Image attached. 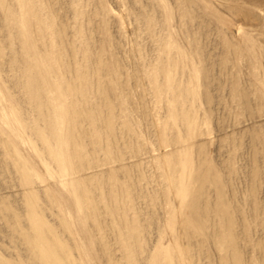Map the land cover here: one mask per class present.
Wrapping results in <instances>:
<instances>
[{
  "label": "rangeland",
  "instance_id": "rangeland-1",
  "mask_svg": "<svg viewBox=\"0 0 264 264\" xmlns=\"http://www.w3.org/2000/svg\"><path fill=\"white\" fill-rule=\"evenodd\" d=\"M34 1L37 3L36 8L28 11L18 9L27 14L28 19L24 17L25 21L28 20L27 37L32 45L41 46L43 50L53 48L54 55L57 56L53 59L60 60V62L55 60L57 64L51 63L56 68L58 66L54 71L55 75L52 74L55 80L51 76V84L54 85L60 77H67L64 79L66 84L69 82L68 87L71 85L69 87L71 93L67 94L66 102H69V105L71 102L73 107H77L78 114H81L77 123L80 127L77 126V129L81 131L89 129L88 133L93 134V139L90 135L91 144L88 142L90 138L87 139L89 135L85 138L88 142L85 147L86 152L91 150L92 141L96 138L93 131L95 123L97 122V126L99 125L102 133L107 136L106 131L110 128L108 120L112 116L117 125L125 121H132L137 127L139 124L141 128L138 127V130L140 133L143 132V137L136 140L132 138L120 152L119 149H116L117 152L115 149L111 150V156L110 153H106L107 149L105 151L100 149V155L98 152V155L92 156L93 158L90 156L81 160L74 159V174L71 172L69 177H60V182H57L55 176L61 172V169L56 165H50L49 162L45 164L39 159L32 148V142L38 146L41 144L40 141L38 142L35 136L32 137L31 132L25 131L20 121L15 120V117L23 116L22 105H18L23 101L18 102L19 98L20 100H24V96L28 98L26 93L28 89L19 83L18 77H23L22 81L27 82L30 73L25 66L26 63L20 61L14 65L13 60L19 55L25 59L21 58V60L29 61L31 64L42 62L44 59L34 55L37 49L27 47L18 40L15 28L18 24L16 26L15 22L12 23L15 26L13 28L7 20V14L10 16L11 13L9 4L11 8H19V5L17 0H5L6 6L0 8V264H112L114 261L113 264H132L127 260L121 244L122 240L133 241L132 234L139 237V246L134 256L142 262L154 255L156 262H164L162 257L164 252L174 257L182 251L186 256L185 262L177 260L176 263L264 264V95L262 94L264 93V0H47L50 6L55 3L57 9L44 4L47 3L46 0L43 3L42 0ZM47 7L50 15L46 10ZM36 10H39L45 21H49L52 17L48 23H53L52 26L56 31L53 27L49 28L50 31L53 29L51 32L54 31L51 33L49 29H45V22H38L33 18L32 14H35ZM12 18L10 17V20ZM9 44L12 48L20 47V49L12 50ZM167 46H170L173 52L169 51ZM68 48L75 51L71 53V49L69 51ZM59 51L62 53H58ZM57 53L63 56L58 57ZM73 58H76L75 61ZM53 59L49 60L53 62ZM66 60L72 64L73 69L67 66L71 64ZM88 65L94 70L88 69ZM59 66L62 67L63 72L67 69L66 75L59 70ZM162 68L172 69L177 73L176 84L182 88L192 87L193 92L196 91L198 95L194 97L195 100L192 101L193 97L190 98L191 100L184 99L180 104L184 109L183 105L187 104L188 107L189 101L191 103L195 101L193 108L190 106L184 109L191 111L192 108V111L188 112L191 113V118H195L196 125L192 131L194 134L180 144L183 149L179 145L174 148L164 144V140H169L172 144V139H175L173 142L175 144L178 138H175V135L184 133L185 127L182 124L170 127L166 135L160 130L170 119L168 109L173 102H171L173 91L168 93L163 88L167 83L164 84L162 80H166L167 76L163 71L161 72ZM82 69H85L86 74ZM152 69L157 72L159 83L163 84L165 97L172 92V96H167L170 104L164 98V94L160 100L154 93L147 74V71ZM67 71L72 78L67 76L70 75ZM82 77L87 79L84 80ZM78 78L84 83L79 82ZM87 80L89 82H86ZM103 80L104 82L107 80L105 84ZM193 81L195 84L192 83ZM14 82L17 84L14 85ZM74 82L76 84L79 82V88L74 85V89L81 88L79 91L73 89ZM99 82L102 84H98ZM109 82L114 92L109 87ZM190 82L192 85H189ZM86 84H91V88L89 85L88 88H84L83 85ZM106 87L109 90H106ZM83 88L90 90L85 92ZM34 90H38V87ZM23 91L25 94L22 93ZM107 91L112 95L110 96L111 93ZM243 93L246 94L244 96L247 104L241 99ZM78 95L83 97L79 96V98ZM108 95L110 97H107ZM39 100L46 102L41 95ZM76 101L81 103L78 104ZM99 103L104 105L103 108ZM98 104L99 110L96 106ZM118 104L120 108H117ZM29 108L33 109L26 104L25 109ZM33 112L31 111L34 116L32 122L41 126L42 132L48 137L46 121L35 116L36 113ZM92 113H94L93 117H96L94 124H92ZM144 113L145 115L148 113L149 116L143 115ZM153 115H158L157 120ZM163 116L166 117L163 119ZM86 125L91 128L85 129ZM82 126L84 129L81 128ZM143 126H146L145 129ZM155 130L158 135L151 133ZM64 132L66 133V130ZM161 148H165L164 153ZM121 152L125 155H119ZM168 153H172V157ZM108 156L113 159H109ZM183 162L190 163L194 174L196 170L203 172L205 170L204 173L208 174L204 184L199 180L194 182L190 175L194 189L192 197L187 200L179 197L175 182L181 177L179 172L182 170ZM200 164L198 168L197 165ZM21 165L33 170L34 179L39 182L38 184L33 187L25 185V175L20 172ZM71 179L75 180L77 185L69 184ZM61 180H65L67 184ZM78 188H80L81 205L89 202L96 209L97 207L100 209L98 214L102 217L96 214L98 217L92 219L91 223L94 225L98 221L103 222L106 227L103 231L95 228L97 231L94 229L92 234H88L84 224L81 223L76 196ZM128 188L135 195L131 202L125 199ZM112 190L117 194L116 196L113 193L116 198L111 197ZM220 190L226 196L220 193ZM205 194L208 195L207 198ZM214 195L216 196L213 199ZM216 198L218 202L215 201ZM212 199L216 203H213ZM206 202L208 206L205 205ZM217 204L219 207H216ZM194 210L198 211L196 215ZM107 211L115 212L112 213L115 217L113 218ZM104 212L110 216L106 217ZM209 212L211 216L207 215ZM224 214L227 215L226 220ZM36 222H44L49 227L45 248H51L52 252L46 255L48 263L39 260L38 251L24 239V234L30 231L31 224ZM131 222L135 224V230ZM229 242L232 246H236L231 247ZM105 246L111 248L109 250L111 253L105 252ZM101 257L105 259L103 258L102 261Z\"/></svg>",
  "mask_w": 264,
  "mask_h": 264
},
{
  "label": "bare ground",
  "instance_id": "bare-ground-1",
  "mask_svg": "<svg viewBox=\"0 0 264 264\" xmlns=\"http://www.w3.org/2000/svg\"><path fill=\"white\" fill-rule=\"evenodd\" d=\"M43 1L44 0H42V3H43ZM35 1L34 0H17V5H19V8H11V5L9 4V10H11V13H10V16H9V14H7V20H9L10 21V25L12 24V23H16V26H17V24H18V26L17 27H15V26H13V24H12V26H13V28L15 27L16 28V36L19 38L18 40H20L21 42L20 43H22V44H24V45H26L27 47H30V48H32V49H34V50H36V52L34 53V55H37V56H41L44 60L42 61V62H35V63H33V64H31L29 61L28 62H26V61H23V60H25V59H23L20 55L19 56H17V57H15V59L16 60H13V62H15V64L14 65H17L16 63H20V61L23 63V64H25V66H27V69L29 70V73H30V78H29V80L26 82V81H22V79L21 78H23V77H21V78H19L18 76V79H19V83L21 84V85H23L24 87H26L28 90H26V88L24 89V90H26V93H28V98H27V96L25 97L24 96V100H20V98H19V101L18 102H22L21 104H19L18 103V105H22L21 107H22V109H23V116L21 117V118H19V117H15V120L16 121H20L21 123H22V127H24V130L25 131H28V132H31L32 134V137L33 136H35L36 137V139L38 140V142L40 141V143L41 144H39L38 146L34 143V142H32V148L35 150V152H36V154L38 155V157H39V159L43 162V163H45V164H48V162H49V164L51 165H56V166H58L60 169H61V172H59V174H57L55 177H56V179H57V182H60V177H69L71 174V172H73V174H74V168H73V166L75 165V161H74V159H77V160H81V159H84L85 157H92V156H96V154L99 152V150L101 149V150H103V151H105L106 149L108 150V152H106V153H110V156L112 155L111 153L112 152H110L111 150H118L119 149V152H120V150L122 151V149H123V147H126V143H129V141L133 138V139H139V138H141V137H143V132L142 133H140L139 132V130H138V127H140V125L138 124V127L137 126H135V124H132V121H128V122H126L125 121V123H123V124H119V125H117L116 123H115V119L113 118V114H111V116L112 117H110L109 118V120H108V125L110 126V128L109 129H107V131H106V133H108L107 134V136H105L103 133H102V130H101V128L100 127H98L97 126V122L95 123V128H93L94 130V132H95V139H94V141H92V148H91V150H90V148L88 149V150H90V151H87L86 152V150H85V147H87V143L88 142H90V144H91V138H90V135L91 134H89V133H91V132H89L88 133V131H89V129H88V131H81V129L79 130V129H77V126H79V124H77L78 123V120H79V118H81V114H78V112H77V107L75 106V107H73L71 104V102H70V105H69V102L67 103L66 101V97H67V94L68 93H71L70 92V90H71V88L69 89V87L71 86H69L68 87V83L66 84L65 83V81H66V79H64L65 77H63V78H59V80H57V82L54 84V85H52L51 84V79L53 78H55V74H54V71H55V69H58V66H57V68H56V66H53L54 64H51V63H58V62H56L55 60H57V61H59L60 62V60H58V59H53V57H55L56 55H54L55 54V52H54V50H52V49H42V48H40V47H38V45H32V43L29 41V39H28V37H27V31H26V22L28 21H25L26 20V18H27V14L25 15L23 12L24 11H22V10H18V9H26L27 11L29 10V9H34V8H36V6H37V3H34ZM46 2L47 3H44V4H47V6L49 7L50 6V4H49V1H47L46 0ZM54 2V1H53ZM51 3V2H50ZM39 4V3H38ZM40 4H41V1H40ZM43 4V5H44ZM49 4V5H48ZM55 4V3H54ZM54 4L52 5V3H51V5L52 6H50V8H52L53 6H54ZM42 5V4H41ZM6 6V4H5V0H0V8L1 7H5ZM21 6V7H20ZM42 7V6H41ZM47 7V8H48ZM3 8H2V10H3ZM39 8V7H38ZM53 8H55V6L53 7ZM55 9H57V8H55ZM45 10V9H44ZM46 10H48L49 11V8L48 9H46ZM51 10H53L54 11V9H51ZM27 11H25L26 13H27ZM34 11V10H33ZM41 12V11H40ZM35 14H32L33 15V18H35V19H37L38 20V22L40 21V22H45L46 23V28H45V26L43 27V28H45L46 30L47 29H51L53 26H52V24L51 23H48L51 19H52V17H51V19L49 20V21H45L44 19H43V16L39 13V10H36V12H34ZM52 13V12H51ZM48 14V13H47ZM31 15V16H32ZM49 15H50V11H49ZM52 16L54 15V14H51ZM149 15H151V14H149ZM4 16V15H3ZM28 16H29V13H28ZM152 16V15H151ZM150 16V18H153V17H151ZM10 17H13L12 18V20H10ZM24 17H26V18H24ZM53 17H55V15L53 16ZM6 18V17H5ZM28 19V18H27ZM148 19H149V17H148ZM145 20V19H144ZM5 21H6V19H5ZM56 21V20H55ZM146 21V20H145ZM150 21H152V19H150ZM149 21V22H150ZM156 21V20H155ZM52 22V21H51ZM14 23V24H15ZM144 23H146V22H144ZM148 25H150V23H147ZM42 25V24H41ZM57 25H59V23L57 24ZM38 26V25H37ZM28 27V26H27ZM149 27V26H148ZM147 27V28H148ZM151 27V26H150ZM149 27V28H150ZM38 28V27H37ZM54 28V27H53ZM57 28V27H56ZM152 28V27H151ZM50 29H49V31H50ZM58 29V28H57ZM14 30V29H13ZM36 30V29H35ZM34 29H33V31H35ZM39 30V29H38ZM43 30V29H42ZM53 30V29H52ZM51 30V31H52ZM78 30V29H77ZM15 31V30H14ZM50 31V32H51ZM54 31H56L55 30V28H54ZM53 31V32H54ZM62 32H63V30H61ZM79 31V30H78ZM45 32V31H44ZM50 32H49V34H50ZM53 32H51V33H53ZM59 32V31H58ZM155 32V31H154ZM153 32V33H154ZM35 33V32H34ZM80 33V32H79ZM36 34V33H35ZM45 34H46V32H45ZM45 34H43L44 36H45ZM48 34V35H49ZM59 34H61V32L59 33ZM76 34H77V32H76ZM47 35V34H46ZM53 35V34H52ZM32 36V35H31ZM39 36V34L37 35V37ZM50 36V35H49ZM61 36V35H60ZM54 37V36H53ZM6 38V37H5ZM44 39V38H43ZM15 41H17L16 39H15ZM64 41V40H63ZM66 41V40H65ZM68 41V40H67ZM69 42V41H68ZM2 43H4L5 44V42H2ZM65 43V42H64ZM162 43V42H161ZM17 44V43H16ZM19 44V43H18ZM67 44V43H66ZM8 45V44H7ZM20 45V44H19ZM60 45V44H59ZM163 46V44H160V46ZM17 46V45H16ZM68 46V45H67ZM9 47H10V49L12 48V46H10V44H9ZM168 47V46H167ZM170 47V46H169ZM168 47V48H169ZM15 48V47H14ZM14 48H12V50L14 49ZM57 48V47H56ZM15 49H20V47H18V48H15ZM59 50H60V48H58ZM57 49V50H58ZM69 49V48H68ZM71 49V48H70ZM70 49H69V51H70ZM168 50V49H167ZM72 51H75V50H73V49H71V53H72ZM77 51V50H76ZM169 51H171V48H169ZM11 52V51H10ZM18 52V51H17ZM20 53H22V51H19ZM171 52H173V51H171ZM25 53V52H24ZM58 53H62V52H58ZM57 53V54H58ZM71 53H70V55H71ZM75 53H77V52H75ZM166 53H168V51L166 52ZM16 54V53H15ZM74 54V53H73ZM169 54H170V52H169ZM189 53H187V55H188ZM54 55V56H53ZM61 55V54H60ZM59 54H58V57L60 56ZM75 55H77V54H75ZM177 55V54H176ZM63 56V54L61 55V57ZM74 55H72V57H73ZM179 56V55H178ZM57 57V56H56ZM71 57V56H70ZM75 57H78V56H75ZM176 57V56H175ZM21 58L23 59V60H21ZM24 58H26V56H24ZM176 58H178V57H176ZM49 59H53V62H51V60H49ZM62 60H63V58H61ZM74 59H76V58H73V60ZM175 59V58H174ZM169 60V59H168ZM48 61H49V63H48ZM55 61V62H54ZM66 61H68V60H66ZM75 61V60H74ZM175 61V60H174ZM176 61H178V60H176ZM64 62V61H63ZM69 62V61H68ZM67 62V64H69ZM72 62V61H71ZM164 63H165V61H163ZM74 63V62H73ZM77 63V62H76ZM163 63V64H164ZM167 63V62H166ZM179 63V62H178ZM178 63H176V64H178ZM55 64V65H56ZM61 64V63H60ZM71 64V63H70ZM75 64V63H74ZM103 64V63H102ZM20 65H22V64H20ZM62 65H65V64H62ZM61 65V66H62ZM90 65V64H89ZM89 65H88V69H91L90 67H89ZM168 65V64H167ZM22 66H24V65H22ZM61 66H59V70L60 71H62L61 70ZM67 66H72V64L71 65H67ZM92 66H94V65H92ZM149 66H150V64H149ZM148 66V67H149ZM169 66H170V63H169ZM172 66H174V64L172 65ZM181 66V63L179 64V67ZM185 66V65H184ZM14 67H17V66H14ZM70 67L68 68V69H70ZM78 67V66H77ZM103 67H105V66H103ZM102 67V68H103ZM147 67V66H146ZM79 68V67H78ZM78 68H76V70H78ZM151 68V67H150ZM149 68V69H150ZM154 68V67H153ZM173 68V67H172ZM187 68V67H186ZM18 69V68H17ZM64 69V68H63ZM71 69H73L72 67H71ZM95 69H96V67H95ZM163 69V68H162ZM58 70V71H59ZM65 70H67V69H64V72L63 73H65ZM85 70V69H84ZM84 70L82 69V71L84 72ZM92 70H94V69H91V71ZM148 70V69H147ZM154 69H152V71H150L149 70V72L147 71V74H148V78H149V81H150V83L152 84V86H153V91H154V93L156 94V96L157 97H159V99L161 100V97H162V94H164L163 93V88L169 93V91H173V96L171 95L172 94V92H171V102H172V104L170 105L171 106V108L170 109H168V114L170 115V119L167 121V124H164L165 122H163V124L164 125H162L163 127H161V129L160 130H162V133H163V135H166V133H167V131L168 130H170L169 128L170 127H175V125H183L184 127H185V130H184V133L183 134H178V136H176L175 135V138L176 137H178L177 139H176V141H175V144H173V142H174V140L175 139H172L173 141H172V144H171V141H169V140H164V144H166L167 145V147L169 146H173L174 148H175V146H177L178 147V145H179V147L181 148V149H183L182 148V146L180 145V144H183V142L184 141H186L190 136H192V134H194V133H192V131H194V127H195V125H196V120H195V118H191V113H189L188 111H190V110H188V111H186V110H184L185 108H188V107H192V106H194V103H195V101L194 102H192L193 103V105H191L192 103L189 101H186V103L188 102V104L190 103V105H188V107H186V105L187 104H185V105H183V106H185L184 107V109H182V105H180L182 102H183V100L185 99V100H187L188 98L190 99V98H192V101H193V99H194V97L195 96H197L198 97V95H196V91H194L193 92V88L191 89V88H187V87H179L176 83L177 82H175V79H177L176 77H175V74L177 75V73H174L173 71H172V69L170 70H166V69H163V70H161V72L163 71V74L165 73V75L167 76V77H165V79L167 80H162V78H161V80H162V82L165 84V83H167V84H165L164 86L165 87H163L162 88V86H163V84L161 85L160 83H159V80H158V75H157V72L156 71H153ZM184 70H186V69H184ZM197 70H199L200 71V69H198L197 68ZM197 70L196 71H194L195 72V74H196V72H197ZM69 71V70H68ZM67 71V72H68ZM87 71V70H86ZM145 71V70H144ZM144 71H143V74H144ZM70 72V71H69ZM68 72V73H69ZM71 72H72V70H71ZM73 72H74V70H73ZM187 72V71H186ZM193 72V73H194ZM200 72H202V71H200ZM20 73H22V72H20ZM79 73V71H77V74ZM82 73V72H81ZM85 74H86V72H84ZM84 73H82V74H84ZM181 73V72H180ZM199 73V72H198ZM18 74V73H17ZM25 74V73H24ZM52 74H54L53 76H52ZM67 73H65V75H66ZM70 74V73H69ZM77 74H75L76 76H77ZM81 74V75H82ZM26 75V74H25ZM57 76H58V73L56 74ZM62 75H64V74H62ZM74 75V74H73ZM74 75V76H75ZM79 75L80 74H78V77H79ZM145 75V74H144ZM194 75V74H193ZM27 76H28V74H27ZM51 76H52V78H51ZM67 76H69V78H70V76H71V74L70 75H67ZM87 76H89V74H87ZM183 76H184V73H183ZM187 76H189V75H187ZM200 76H201V74H200ZM203 76V75H202ZM24 77H26V76H24ZM29 77V76H28ZM89 77H91L92 78V76H89ZM88 77V78H89ZM145 77H147V76H145ZM185 77V76H184ZM67 78V77H66ZM68 78V79H69ZM71 78H72V76H71ZM83 78V77H82ZM125 78V77H124ZM127 78V77H126ZM195 78H197V77H195ZM194 78V79H195ZM205 78V77H204ZM73 79H74V77H73ZM72 79V80H73ZM75 79H77V78H75ZM84 79V78H83ZM82 79V80H83ZM86 79H87V77H86ZM86 79H84V80H86ZM93 79V78H92ZM100 79V78H99ZM206 79V78H205ZM55 80V79H54ZM81 80V79H80ZM104 80H105V78H104ZM104 80L102 81V82H104ZM123 80V79H122ZM196 80V79H195ZM198 80V79H197ZM17 81V80H16ZM68 81V80H67ZM70 81V80H69ZM74 81H77V80H74ZM78 81H79V78H78ZM98 80H96V82H97ZM100 81V80H99ZM107 81V80H106ZM105 81V82H106ZM123 81H125V80H123ZM166 81V82H165ZM59 82V83H58ZM72 82V81H71ZM79 82H81L82 84L84 83V81L82 82V81H79ZM78 82V83H79ZM86 82H89V80H87ZM105 82L103 83V84H105ZM122 82V81H121ZM120 82V83H121ZM15 83V82H14ZM13 83V84H14ZM78 83L76 84L75 82H74V84L72 83V87H73V89H74V85L76 84L77 85V87H78ZM81 83H80V87H81ZM90 83H92V81L90 82ZM101 82H99L98 84H100ZM110 83V82H109ZM186 83V82H185ZM192 83H194V81L192 82ZM192 83L190 82L189 83V85L191 84L192 85ZM17 83H15L14 85H16ZM71 84V83H70ZM94 84V83H93ZM102 84V83H101ZM107 84H108V82H107ZM125 84V83H124ZM150 84V85H151ZM180 84V83H179ZM181 84H183V83H181ZM195 84V83H194ZM85 85V84H84ZM83 85V87L84 88H86L87 87V85H89V84H86V86H84ZM97 85V84H96ZM111 83L109 84V87L111 88ZM90 86H92L91 84L89 85V87ZM101 86V85H100ZM105 86V85H104ZM152 86H151V88H152ZM181 86V85H180ZM18 87H19V85H18ZM35 87H38V90H34V88ZM77 87H75V89L77 88ZM97 87H98V85H97ZM126 87V86H125ZM194 87V86H193ZM20 88V87H19ZM79 88V87H78ZM83 88V89H84ZM88 88V87H87ZM91 88V87H90ZM90 88H89V90H90ZM100 88H102V86L100 87ZM22 89V88H21ZM74 89V90H75ZM81 89V88H80ZM79 89V90H80ZM98 89V88H97ZM23 90V89H22ZM21 90V91H22ZM79 90H75V91H79ZM85 90V89H84ZM89 90H85V92H89ZM104 90H105V88H104ZM106 90H109L107 87H106ZM111 90H112V88H111ZM110 90V91H111ZM109 91V92H110ZM113 92H114V89L112 90ZM165 91V92H166ZM91 92V91H90ZM98 92V91H97ZM100 92V91H99ZM106 92V91H105ZM108 92V91H107ZM108 92V93H109ZM22 93H24V91L22 92ZM101 94H103L102 92H100ZM111 93V92H110ZM195 93V94H194ZM25 94V93H24ZM99 94V93H98ZM166 94V93H165ZM165 94H164V98H166L167 99V96L168 97H170V95H166V97H165ZM263 95H264V93H262ZM262 94L260 95L261 97H262ZM41 95V97L42 98H44L45 100H46V102H40V100H39V96ZM83 95V94H82ZM112 95V93L110 94V96ZM115 95V94H114ZM113 95V96H114ZM244 95H246L245 93H243V95H242V98L241 99H243L245 102H246V100H245V96ZM21 96V95H20ZM81 97V95H78V97ZM84 96V95H83ZM82 96V97H83ZM105 96V95H104ZM109 95L107 96V97H110ZM243 96H244V98H243ZM250 96V95H249ZM260 96H259V98H260ZM79 97V98H80ZM81 97V98H82ZM25 98H27V99H25ZM106 98V97H105ZM112 98V97H111ZM110 98V99H111ZM163 98V99H164ZM249 98V97H248ZM169 99V98H168ZM167 99V100H168ZM263 99H264V96H263ZM58 101L57 103L56 102H54V101ZM106 100H109V99H106ZM113 100V99H112ZM111 100V101H112ZM159 100V101H160ZM165 100V99H164ZM166 100V101H167ZM191 100V99H190ZM195 100V99H194ZM242 100V101H243ZM111 101H109V102H111ZM243 101V102H244ZM56 103V104H54V103ZM77 103H78V101H76ZM108 102V101H107ZM165 102V101H164ZM163 102V103H164ZM169 104H170V102H169V100L167 101ZM167 102H165V103H167ZM81 102H79L78 104H80ZM102 103V102H101ZM104 103V102H103ZM159 103H161V102H159ZM175 105H174V104ZM248 102H246V104H247ZM26 104H27V106L29 105V107H32L33 109H31V108H29V109H25L26 108ZM100 104V103H99ZM96 105L97 106V108H98V106H100L101 105V107L103 108V106H102V104H100V105ZM112 104V103H111ZM114 104H115V102H114ZM108 105H110V104H108ZM174 105V106H173ZM25 106V108H23ZM95 106V107H96ZM105 107H106V105H105ZM109 107H111V108H113L111 105L109 106ZM119 107V104H118V106H117V108ZM28 108V107H27ZM97 108H94V109H97ZM110 108V109H111ZM116 108V109H117ZM120 108V107H119ZM193 108V107H192ZM192 108H191V111H192ZM109 109V108H108ZM107 109V111H109ZM133 109H135L134 107H133ZM98 110H99V108H98ZM101 110H103V109H101ZM100 110V111H101ZM112 110V109H111ZM120 110V109H119ZM167 110V109H166ZM165 110V112L167 113V111ZM194 110V109H193ZM31 111L33 112V111H35V113H36V115L35 116H37L38 118H40L41 120H45L46 121V124H45V127H46V129H48L49 130V135H48V137H46V135H45V133L44 132H42V127L41 126H37L36 124H34L33 122H32V120L31 119H33V115H34V112L31 114ZM71 111H72V115H71ZM90 111V110H89ZM113 112H115L114 110H112ZM117 111V110H116ZM132 112L134 111V110H131ZM145 111V110H144ZM190 111V112H191ZM24 112H26V113H24ZM97 112V111H96ZM104 112V111H103ZM112 112V113H113ZM119 112V111H118ZM146 112V111H145ZM151 112V111H150ZM149 112V113H150ZM153 112V111H152ZM109 113H111V112H108V114ZM116 113V112H115ZM154 114H155V112H153ZM165 113V114H166ZM93 114L94 113H92V117H93ZM97 114V113H96ZM118 114V113H117ZM85 115H87V113L85 114ZM84 115V116H85ZM89 115V114H88ZM143 115H145V113L143 114ZM146 115H148V113L146 114ZM145 115V116H146ZM150 115H152L151 113H150ZM90 116V115H89ZM89 116H88V118H89ZM109 116V115H108ZM118 116V115H117ZM144 116V117H145ZM149 116V115H148ZM147 116V117H148ZM153 116H155V115H153ZM157 116L158 115H156L155 117H154V119L155 120H157ZM166 116H167V114H166ZM166 116H163V119L166 117ZM82 117H83V115H82ZM144 117H143V119H144ZM85 118H87V116L85 117ZM94 118H96L95 116L93 117V120H92V124H94L93 123V121H94ZM108 118V117H107ZM117 119H118V117H116ZM153 118V117H152ZM168 118H169V116H168ZM83 119V118H82ZM81 119V120H82ZM90 119H91V117H90ZM90 119H89V121H90ZM154 119H153V121H154ZM162 118H161V122H162V120H163ZM88 120V119H87ZM97 120H98V118H97ZM107 121V120H106ZM118 121V120H117ZM142 121H144V120H142ZM147 121V120H146ZM149 121H152V120H149ZM160 121V120H159ZM166 121V120H165ZM155 122V121H154ZM158 122V121H157ZM91 123V122H90ZM98 123H99V121H98ZM131 123V124H130ZM156 123V122H155ZM155 123H154V125H155ZM100 124V123H99ZM104 124V123H103ZM152 124V123H151ZM159 124V123H158ZM157 124V125H158ZM85 125V124H84ZM89 125V124H88ZM102 125V124H101ZM105 125H107V122H106V124ZM104 125V126H105ZM153 125V126H154ZM92 126V125H91ZM147 126V125H146ZM145 126V127H146ZM149 126V128H150V124L148 125ZM160 126V125H159ZM80 127V126H79ZM84 126H82L81 128H83ZM88 127H90V126H87L86 125V128L85 129H87ZM144 127V126H143ZM142 127V128H143ZM145 127H144V129H145ZM155 127V126H154ZM157 127V126H156ZM177 127V126H176ZM91 128V127H90ZM141 128V127H140ZM139 128V129H140ZM181 128H182V126H181ZM84 129V128H83ZM151 129H153V128H151ZM150 129V130H151ZM156 129V128H155ZM175 129V128H174ZM64 130H66V133L64 132ZM92 130V129H91ZM103 130H104V128H103ZM146 130H147V128H146ZM154 130V129H153ZM105 131V130H104ZM141 131V130H140ZM94 132H92V133H94ZM145 133L147 132V131H144ZM148 132H149V130H148ZM151 133H157V135H158V132L155 130L154 132H151ZM174 133V132H173ZM177 133H178V131H177ZM172 134V133H171ZM176 134V133H175ZM89 135V137L87 138V139H89L90 138V141H88V142H86V140H85V138L87 137ZM147 135V134H146ZM156 135V134H155ZM160 135V134H159ZM93 136V134L91 135V137ZM120 136H123V137H121L120 138ZM150 136V135H149ZM195 136V135H194ZM36 139H34L33 138V140H35V141H37ZM92 139H93V137H92ZM151 139V138H150ZM193 139V138H192ZM191 140V139H190ZM146 141V140H145ZM162 141V140H161ZM160 141V143H162ZM133 143V142H132ZM189 143H192V142H189ZM89 145V144H88ZM129 145V144H128ZM185 145H186V143H185ZM40 146V147H39ZM131 146V145H130ZM188 146H191V145H188ZM89 147H90V145H89ZM153 147V146H152ZM161 147H163L162 145H161ZM184 148H186V146L184 147ZM191 148H192V146H191ZM162 149V151H163V149H165V148H161ZM179 149V148H178ZM188 149V148H187ZM189 149H190V147H189ZM117 150H116V152H117ZM124 150V149H123ZM145 151V150H144ZM153 151V150H152ZM161 151V152H162ZM165 151V150H164ZM164 151L162 152V153H164ZM177 152H179L178 150H176ZM175 151V152H176ZM183 151V150H182ZM118 152V153H119ZM118 153H117V155H118ZM191 153V152H190ZM125 155L123 152H121V154H119V155ZM168 154H170V153H168ZM172 154V153H171ZM171 154H170V156H171ZM98 155V154H97ZM99 155H100V152H99ZM106 155V154H105ZM108 155V154H107ZM135 155V154H134ZM104 156V155H103ZM140 156V155H139ZM117 157V156H116ZM123 157V156H122ZM122 157H120V160L122 161ZM165 157V156H164ZM172 157V156H171ZM93 158V157H92ZM105 158H106V156H105ZM104 158V159H105ZM108 158H109V156H108ZM119 158V157H118ZM142 158V157H141ZM109 159H113V158H109ZM109 159H107V161L109 160ZM124 159H125V157H124ZM128 159V158H127ZM126 159V160H127ZM102 160V159H101ZM120 160H118L119 162H120ZM129 160V159H128ZM162 160H163V158H162ZM105 161V160H104ZM114 161V160H113ZM130 161V160H129ZM129 161H127V162H129ZM117 162V161H116ZM116 162H114V163H116ZM199 162V161H198ZM208 162H209V160H208ZM103 163V162H102ZM114 163H112V164H114ZM122 163V162H121ZM124 163H126V162H124ZM206 163V162H205ZM109 164H110V162H109ZM127 164V163H126ZM190 163H188V162H183V164H182V170H180V178L179 179H176V184H177V190H178V195H179V197H181V199L182 200H187L190 196H191V194L193 193V189H192V182L190 181V175L192 176V180L194 181V180H199V181H201V182H203V184L204 183H206V182H204V181H206L207 179H208V174L206 175L204 172H205V170H204V172L203 171H197L196 170V173L194 174L193 173V169L191 168V165H189ZM88 165V164H87ZM99 165V164H98ZM98 165L96 166V167H98ZM106 165V164H105ZM206 165V164H205ZM205 165H203V166H205ZM83 166V165H82ZM82 166H80V167H82ZM85 166V165H84ZM83 166V167H84ZM91 166V165H90ZM89 166V170H90V167ZM93 166V165H92ZM94 166H95V164H94ZM99 166H101V164L99 165ZM102 166H103V164H102ZM128 166V165H127ZM198 166V168H199V166H201V164L200 165H197ZM88 167V166H87ZM107 167V166H106ZM207 167V166H206ZM23 168V169H22ZM85 168H86V166H85ZM105 168V167H104ZM203 168V167H202ZM211 168V167H210ZM209 168V169H210ZM213 168H215V167H213ZM217 168V167H216ZM33 169H34V167H33ZM232 169V168H231ZM23 170V171H22ZM35 170V169H34ZM73 170V171H72ZM84 170V169H83ZM82 170V171H83ZM88 169H85V171H87ZM202 170V169H201ZM215 170V169H214ZM234 170V169H233ZM79 171L81 172V168L79 169ZM213 171V170H212ZM20 172H22V174H24L25 175V185H27V186H30V187H33V185H36V184H38L39 182H37L35 179H34V173H33V170L32 169H27L25 166H20ZM84 172V171H83ZM101 172H102V170H101ZM103 172H104V170H103ZM224 173V172H223ZM222 172H221V174H223ZM235 173V172H234ZM70 174V175H69ZM78 174V173H77ZM79 174H81V173H79ZM106 174V173H105ZM104 174V175H105ZM213 174V173H212ZM214 174H215V172H214ZM213 174V175H214ZM219 174H220V169H219ZM218 174V175H219ZM116 175V174H115ZM211 175V174H210ZM212 175V176H213ZM114 176V175H113ZM116 177V176H115ZM214 177V176H213ZM212 177V178H213ZM219 177V176H218ZM224 177V176H223ZM222 177V178H223ZM112 178H114V177H112ZM144 178V177H143ZM211 178V179H212ZM90 179V178H89ZM117 179V178H116ZM147 179V178H146ZM225 179V178H224ZM63 180H61V182H62ZM65 181V180H64ZM63 181V183L64 184H67V182H64ZM215 181V180H214ZM218 181V180H217ZM43 181H41V183H42ZM117 182H119L118 180H117ZM174 182V181H173ZM195 182V181H194ZM211 182H213V181H211ZM225 182H227V181H225ZM69 184H71V185H77V182L75 181V180H73V179H71L70 180V182H68ZM214 183V182H213ZM220 183H222V182H220ZM119 184V183H118ZM121 184V183H120ZM218 184V183H217ZM223 184H225V183H223ZM222 184V185H223ZM227 184V183H226ZM123 185V184H122ZM214 185L216 186V184L214 183ZM115 186V185H114ZM114 186H113V188H114ZM202 186H204V185H202ZM118 187V186H117ZM225 187V186H224ZM226 187H227V185H226ZM125 188V187H124ZM123 188V189H124ZM201 188V187H200ZM204 188V187H203ZM215 188V187H214ZM221 189L222 190H224L223 189V186H221ZM79 190H80V188H78L77 189V192H76V196H77V202H78V213H79V216H80V221H81V223H83L84 224V227H85V229H86V231H87V233L88 234H92L96 229H98L99 231H103L104 230V228H106L104 225V223L103 222H100V221H98L97 223H95L94 225L91 223L92 222V219H94L97 215L96 214H98L99 212H98V210H100V209H98V207H97V209L95 208V207H93L92 206V203H89V202H87V204L86 205H81L80 204V201H81V196H80V194H79ZM115 191H117L116 189H114ZM114 190H112V195H111V197L113 196V193L115 192ZM205 190V189H204ZM222 190H220V193H222L221 191ZM114 191V192H113ZM207 192V191H206ZM226 192V191H225ZM126 196H125V199L126 200H128L129 202H131L133 199H134V197H135V195H134V193H133V191H131V189L130 188H128V190H126ZM200 193V192H199ZM199 193H198V195H199ZM205 193V192H204ZM209 193V192H208ZM114 194H116V193H114ZM117 194H118V191H117ZM117 194H116V196H117ZM202 194V197H203V192L201 193ZM223 194V193H222ZM109 195V194H108ZM125 195V194H124ZM205 195H207V194H205ZM210 195V194H209ZM224 195V194H223ZM110 196V195H109ZM196 196V195H195ZM210 196H212V195H210ZM210 196H209V198H210ZM216 195H214L213 196V199H214V197H215ZM224 196H226V195H224ZM192 197V196H191ZM190 197V198H191ZM208 197V195L206 196V198ZM228 197V196H227ZM112 198H116L115 196H113ZM119 198V197H118ZM220 198V197H219ZM223 198V197H222ZM224 198H226V197H224ZM110 200H111V198H109ZM173 199V198H172ZM212 199V201H213V203L216 201V202H218L217 200H218V198H216L215 199V201ZM114 200V199H113ZM112 200V201H113ZM117 200V199H116ZM116 200H114V201H116ZM157 200V199H156ZM190 200V199H189ZM207 200V199H206ZM224 200V199H223ZM113 201V202H114ZM209 201V200H208ZM221 201V200H220ZM226 201V200H225ZM225 201H224V203H225ZM117 202H119V200L117 201ZM134 202H135V200H134ZM190 203H191V201H189ZM210 202V201H209ZM215 202V203H216ZM196 203V202H195ZM211 203V202H210ZM212 203V204H213ZM220 203V202H219ZM218 203V204H219ZM193 204H194V202H193ZM218 204L216 205V207H219L218 206ZM187 205H189L188 203H187ZM186 205V206H187ZM194 205H196V204H194ZM204 205V204H203ZM205 205H207V202H206V204ZM215 205V204H214ZM96 206V205H95ZM186 206H185V208H186ZM199 206V205H198ZM208 206V205H207ZM31 207H33V205H31ZM188 207V206H187ZM210 207V206H209ZM223 207V206H222ZM101 208V207H100ZM207 208V207H206ZM102 210H103V208H102ZM124 210H126V208L124 209ZM200 209H198V211H199ZM209 210H211V208H209ZM231 210V209H230ZM191 211V210H190ZM198 211H196V212H198ZM206 211H207V209H206ZM110 211H107V213L108 214H110V215H112V213L114 214L115 212H113L112 211V213H109ZM124 212V211H123ZM192 212H193V210H192ZM194 212H195V210H194ZM196 212H195V215H196ZM202 212H204V211H202ZM212 212H214V211H212ZM218 212H220L219 211V209H218ZM225 212V211H224ZM228 213H229V210L227 211ZM231 212V211H230ZM100 213H101V211H100ZM105 213V212H104ZM206 213H208V211L206 212ZM215 213V212H214ZM102 214H103V212H102ZM106 215V213H105V215H106V217L107 216H110V215ZM200 214V213H199ZM198 214V215H199ZM203 214V213H202ZM207 215H210V212H209V214H207ZM225 215V214H224ZM98 216L100 217H102V215L100 214H98ZM97 216V217H98ZM113 216V215H112ZM119 216H121V215H119ZM200 216V215H199ZM205 216V215H204ZM211 216V215H210ZM115 216H113V218H114ZM197 217V216H196ZM207 217H209V216H207ZM212 217H214V216H212ZM225 217V220H226V217H227V215H225L224 216ZM221 218V217H220ZM96 219V218H95ZM100 219V218H99ZM108 219V218H107ZM117 219V218H116ZM233 219V218H232ZM101 220V219H100ZM112 220V219H111ZM130 220V219H129ZM229 220V219H228ZM94 221V220H93ZM110 221V220H109ZM113 222H115V221H113ZM226 222H230V221H226ZM232 223V222H231ZM128 224V223H127ZM131 224H132V222H131ZM227 224V223H226ZM225 224V225H226ZM234 224V223H233ZM233 224H231L232 226H233ZM111 226V225H110ZM132 226V228H133V230H135L134 229V226H135V224H132L131 225ZM195 227H196V225H195ZM226 227H227V225H226ZM49 227H48V225L46 224V223H44V222H36V223H34V224H31V226L29 227V230L30 231H28V232H26L25 234H24V239H25V241L33 248V249H35L36 251H38V259L39 260H41V261H44V262H46V263H48L47 262V258H46V255L48 254V253H50V252H52V249L50 248V249H46L45 248V244L47 243V240H46V233H47V231H49V229H48ZM68 228H69V226H68ZM96 228V229H95ZM128 228H129V226H128ZM95 229V230H94ZM130 229V228H129ZM231 229H232V227H231ZM113 230V229H112ZM97 231V230H96ZM192 231V230H191ZM197 232H199V231H197ZM200 233V232H199ZM234 236V235H233ZM131 237H132V239H133V241H127V240H122V242H121V244H122V247L124 248V251H125V256L127 257V260L128 261H130L132 264H143L144 262H146L147 264H179V263H176L175 261H177V260H179V261H181V262H185V258H186V256H185V254H184V252H182V251H179L178 252V254H176L174 257H172V256H170V254L168 253V252H164L163 254H162V257H163V260H164V262L163 261H159V262H156L155 261V259H156V255H154V256H150V257H148L146 260H144L143 262L142 261H140L138 258H136L135 256H134V252H136V250H137V248H138V246H139V243H138V241H139V237L138 236H136L135 234H132L131 235ZM193 237V236H192ZM195 238V237H194ZM235 238V237H234ZM233 239V238H232ZM237 239V238H236ZM233 241H234V239H233ZM225 242L227 243V241L225 240ZM224 242V243H225ZM231 242V241H230ZM230 242H229V244H230ZM236 242V241H235ZM224 243H222V246H223V244ZM120 244V243H119ZM228 244V245H229ZM232 244H233V242H232ZM235 244V243H234ZM227 245V244H226ZM231 245V244H230ZM233 246H236V245H233ZM232 245H231V247H233ZM235 248V247H234ZM104 249H105V252H110L109 250L111 249L109 246H105L104 247ZM238 250V249H237ZM111 253V252H110ZM109 253V254H110ZM161 253V252H160ZM107 255H108V253H107ZM112 256H113V254H112ZM103 258L104 257H101L100 259L103 261ZM190 258V257H189ZM105 259V258H104ZM108 259V258H107ZM110 259H112V260H114L113 258H110ZM116 259V258H115ZM117 260V259H116ZM118 260H119V258H118ZM239 260H240V258H239ZM122 260H120V262H121ZM115 262V261H114ZM113 262V263H114ZM191 262V261H190ZM112 263V264H113ZM128 263V262H127ZM52 264H57V263H52ZM118 264H120V263H118ZM145 264V263H144ZM198 264V263H197Z\"/></svg>",
  "mask_w": 264,
  "mask_h": 264
}]
</instances>
